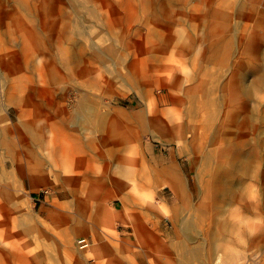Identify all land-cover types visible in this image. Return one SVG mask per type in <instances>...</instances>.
Masks as SVG:
<instances>
[{"label": "rangeland", "instance_id": "obj_1", "mask_svg": "<svg viewBox=\"0 0 264 264\" xmlns=\"http://www.w3.org/2000/svg\"><path fill=\"white\" fill-rule=\"evenodd\" d=\"M64 26L74 45L85 48V61L109 72L111 83L89 94L103 112L120 118L114 131L119 162L110 168L125 164L118 175L130 199L124 203L123 189L106 179L90 190L84 172L73 178L62 171L70 177L62 180L45 169L31 184L4 179L0 171V264H264V0H0V64L25 59V49L28 66L41 67L51 55L40 44L50 39L54 49ZM131 60L148 73L133 76L126 68ZM28 66L22 73L31 72ZM6 72L0 65V139L5 132L21 138L17 119L11 122L5 112L13 100ZM34 77L38 100L45 84ZM79 80L74 73L53 87L55 100H78ZM192 99L200 117L216 106L219 112L207 127L195 121L187 131L181 124ZM240 115L252 126L237 127L232 137L259 131L256 157L246 174L230 171L235 194L204 197L206 182L230 169L231 157L222 158L225 143L217 140ZM105 160H91L98 175ZM165 167L179 171L187 208L181 206L178 216L191 218L193 227H173L163 211L180 204L162 175ZM198 191L202 213L195 211Z\"/></svg>", "mask_w": 264, "mask_h": 264}, {"label": "bare ground", "instance_id": "obj_2", "mask_svg": "<svg viewBox=\"0 0 264 264\" xmlns=\"http://www.w3.org/2000/svg\"><path fill=\"white\" fill-rule=\"evenodd\" d=\"M68 30V26H64L62 28L63 38L59 37L55 40V42L53 40L54 38L51 39V41L54 42V49L51 48V45L48 42V40L50 39L44 40L43 43L40 44V50L45 54L47 52H50L51 55L49 59L45 58V61L43 64H41V67L28 66V61L31 59V55L29 51H26L25 49L24 55L26 57L25 59H23L24 61L16 58H14L12 62L1 61L0 65L1 67L6 68V78L10 82L8 92H10V95L13 97V100L11 99L12 101L7 105L5 112H8L6 114L8 115V119L11 122H13L14 119H17L18 123L16 128L22 133L21 138H14L11 136L8 137L7 132H5L2 136V139H0L1 174L3 178L7 180H11L12 178L17 176L20 178H24V182L25 179H28L31 184H34V182L43 174L42 171L45 169H48L49 172L55 176V178H58L57 176H62V171L67 172L70 170L71 173L70 171L68 173L70 174V176H73V178L79 175L82 176V173L84 172V184H86L87 188L89 185L91 190L92 184L106 179L109 184L114 183L118 189H123V192L121 191L120 194L124 195L122 200H124V203H126L127 199H130V195L127 191L124 190L126 188L125 182L120 180V177L126 170L125 164H121L124 169H119L118 171L111 170L110 168L111 161L116 162L118 160L117 153L114 149L117 144V141L115 140L117 138V135L114 133V131L117 129V126L119 124L118 120L120 118L118 117V115L110 116L111 113L108 114L107 112H103L106 111L103 105L101 104L102 106H100V104H98L99 102H95L89 94V90H103L106 85L108 86L109 83H111L108 79L109 72L105 68L101 69L100 72H97V67L94 62H92V64H89L87 61H85V48H77V45H74L75 42L72 37L68 35ZM175 42L176 38L171 40V43ZM49 49L51 50L48 51ZM149 65H152V61L149 63ZM27 66L31 72H29L28 74L24 72L22 73L24 67ZM126 68L133 74V76L138 77L139 72L142 70L144 71L146 69V71L144 72L148 73L147 68L149 67H143L141 66V64L138 65V62L136 60H131L130 63L127 64ZM60 71L62 72L61 75L58 74ZM74 73H76V75L80 79V87L83 88L84 85L89 92L86 90V93H82L81 88L78 87L77 90L80 93V98L78 100H73L71 98H62V100H55L54 91L51 92V90H54L53 87L58 88L59 84L61 85L60 82H65L67 76H72L74 75ZM34 75H38L39 79L43 80L45 84V86H42V88L37 89L39 95L41 93V98H39L38 100L35 97L36 93L34 94V91L36 92L37 88V82ZM23 92L25 94L23 96L20 95V93ZM42 94H44L43 97H46L45 94H47V97L43 102ZM175 101L181 102L178 97L177 99L173 100V102ZM189 102L191 106L187 107V121L184 124L180 123L183 126L182 128H185L188 131V129L195 123V121H198L199 127H207L210 123L214 122L219 112L217 108L218 106H216L215 109H210L208 113H205L200 117L198 115L199 110L196 109V105H194V100L192 99ZM11 107L13 109L15 108L14 114L12 116L10 114ZM245 109L246 108L242 106V111ZM183 110L185 112V107L183 108ZM241 116L243 115H240V117ZM121 117L126 119L127 121L133 122V120H131L130 117L126 116V114H121ZM137 117H139V115H136L134 118H136L137 120ZM110 120H113V122H111ZM235 120L239 121L237 122L238 124H236ZM233 121H235V123L228 124V129L226 130L227 132L224 131V135H220L221 138L219 137L217 140L219 142L223 139V142L225 143V147L221 151L222 158L227 159V156L231 157V161L228 162L230 169H223V171L218 170L217 173L214 174L213 180L206 182V186L204 188V192L206 193V195H203L204 197L211 198L213 196L216 197L215 195L235 194L237 191L234 188L235 185H233L232 180H230L229 178L230 171L233 169L234 171H243V173L246 174L248 172L250 164L256 157L254 151L256 150L255 146H257L256 144H261V139H259L257 136L260 135V133L257 130L253 131L252 135H254V137L251 138L247 134H243L237 140L233 139L232 137V132L237 127L240 128V130H247L252 126L249 116H243L241 119H237L234 117ZM109 122H111L110 124L113 126H111ZM253 128L256 129V127L254 126ZM89 129L96 132V136L94 138H89V136L86 135V131ZM89 134H91V132H89ZM41 135H45V137H42ZM246 148L248 151L247 154L244 153V150ZM87 150H93L94 155L90 153V156L88 153H86ZM104 150L106 152H104ZM39 155L42 158H40ZM104 156L106 159H109V162H106V160L104 161L103 170L101 171V174L98 175L95 167L91 165V160L96 159L97 157L104 158ZM224 159H222V161H219V163L223 164V161H225ZM118 162L119 161H117V163ZM119 171H122L121 176L118 175ZM161 172L162 175H166V177H168L169 182L167 181L166 184L170 185L175 190L178 196V201L180 203L179 205L169 208V212L167 211V209L163 211L165 213L167 212L169 216L171 215V222L173 227H178V225L184 227V229L190 226L193 227L195 225L194 221L191 220L189 216L187 217L190 218V221L186 222V217H184V220L183 218L181 219L179 217L181 215L180 212L182 209L180 207L183 206L187 208V198L184 197V187L181 181V177L180 175H178L179 171L177 172L174 167H165L162 168ZM72 173L73 175H71ZM231 173L233 174L234 172L231 171ZM63 176L64 178H62ZM63 176L61 177L62 180H69L70 178L67 177L66 174ZM76 180L77 179L74 180V183L76 182ZM9 191L10 190H8V192ZM201 191L202 190H200V193ZM69 192L72 193L73 191L71 190ZM66 193H68V191H66ZM196 193H198V195L196 194V196H199L198 198H196L198 200H201L200 204H198V206L195 208V211L202 213V211L204 210L201 203L203 196L202 198L200 197L199 191ZM7 195L11 196V194ZM160 207L158 208L160 209ZM153 208L154 205L152 203V214L154 212ZM163 211L161 212L163 213ZM79 224L81 223H78V225Z\"/></svg>", "mask_w": 264, "mask_h": 264}, {"label": "built area", "instance_id": "obj_3", "mask_svg": "<svg viewBox=\"0 0 264 264\" xmlns=\"http://www.w3.org/2000/svg\"><path fill=\"white\" fill-rule=\"evenodd\" d=\"M78 241L84 243V238H79Z\"/></svg>", "mask_w": 264, "mask_h": 264}]
</instances>
